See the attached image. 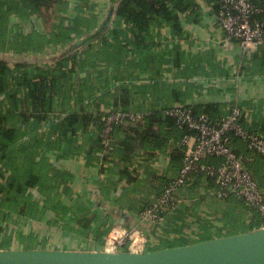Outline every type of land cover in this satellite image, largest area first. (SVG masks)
Listing matches in <instances>:
<instances>
[{"label":"crops","instance_id":"1","mask_svg":"<svg viewBox=\"0 0 264 264\" xmlns=\"http://www.w3.org/2000/svg\"><path fill=\"white\" fill-rule=\"evenodd\" d=\"M9 1L22 9L7 14L0 32V61L13 74L9 85L17 88L20 76L40 69L70 70L53 89L51 110L23 129L56 116L42 127L37 145L20 135L1 144L0 184L6 189L15 182L25 196L10 208L6 191L0 192V250L101 251L116 223L140 227L147 250L250 230L257 211L233 197L209 196L200 180L181 189L180 203L162 221L137 218L175 165L181 166L171 154L185 151L182 138L172 137L153 155L139 149L126 158L121 130L106 144L97 135L100 119L113 107H130L144 119L178 104L216 115L239 106L244 124L264 135V45L246 53L237 40H225L204 0L198 14L178 13V32L168 22L153 28L144 52L132 49L128 25L113 14L120 0H57L43 15L25 12L27 0ZM72 55L78 59L74 67ZM27 90L26 84L17 93L24 108ZM11 102L0 93V117ZM73 115L76 122L69 123ZM232 146L247 153L248 170L264 180V156L249 153L239 140Z\"/></svg>","mask_w":264,"mask_h":264},{"label":"built area","instance_id":"2","mask_svg":"<svg viewBox=\"0 0 264 264\" xmlns=\"http://www.w3.org/2000/svg\"><path fill=\"white\" fill-rule=\"evenodd\" d=\"M214 14L225 40H237L244 52L264 45L263 7L251 0H220ZM163 114L173 117L179 128L189 131L180 141L185 151L178 173L136 212V217L152 222L162 221L180 203L181 189L193 185L198 178L204 180L202 191L209 196L221 200L235 197L254 208L262 217L258 227H264V184L262 187L258 184L243 159L228 145L229 137L234 136L249 150L264 156V137L245 126L242 108L232 106L227 112L211 118L205 113L195 114L193 105L178 104L166 107ZM55 118V115L47 116L42 126L31 131L26 129L23 140L39 134L42 127ZM141 119V114L130 107H113L102 116L97 137L106 144L113 139L116 127H126ZM1 162L0 154V170L3 169ZM146 250L147 237L140 227L116 223L106 232L101 251L139 253Z\"/></svg>","mask_w":264,"mask_h":264},{"label":"trees","instance_id":"3","mask_svg":"<svg viewBox=\"0 0 264 264\" xmlns=\"http://www.w3.org/2000/svg\"><path fill=\"white\" fill-rule=\"evenodd\" d=\"M204 1L209 4L214 13L217 11L220 0ZM251 1L264 8V0ZM9 2V0H0V32H2L3 30L2 26L7 14L11 10H16L17 8H19L17 4H15L12 8ZM55 3H57V0H27L25 6H23V10L28 13L43 15V13H47L48 11H50ZM201 7L202 6L199 0H120L115 10H113V14L115 15L117 20H122L126 23V25H128V29L132 37V40L130 42L132 44V49H135L139 52H144L147 46L146 39L153 28L161 26L162 23L168 22L171 23L173 30L178 32L180 30L178 13L188 11L192 14H198L201 11ZM19 10L22 11L21 7L19 8ZM107 26L108 25H103L101 30H99L96 35L100 34L101 31L107 28ZM111 34L112 36H117L118 32L116 30H113ZM77 61L78 59L74 55L68 57L70 67H74L75 64L77 65ZM68 71L59 73L49 70L43 71L42 69H40L34 75L20 76L17 82V88H15L9 85V80L13 78L12 69L3 61H0V93L6 92L7 95H9L12 99L9 111L7 110L5 114L1 115L0 117V148L1 144L13 142L18 137V135H20V138L22 139L24 137V127L31 124H38L41 119H43V114L51 110L53 89L57 88L60 79L64 78ZM26 84L28 86V90L24 98L26 99L25 104H28V107L24 108V105L22 104L24 102L20 101L17 93L19 89ZM48 91L49 95L47 94ZM123 107L126 106L123 105ZM194 113H205L208 114L211 118H216L218 115H220L208 112L207 108L198 111L195 107ZM67 119H69V123L76 122V117L74 115L69 116V118ZM9 123H14V126H8ZM164 126H167L166 130L163 128ZM246 127L255 131L259 135H262L260 132L251 128L250 126ZM34 128L36 129L38 127L35 125ZM117 130H121L124 134V137L119 141V145L122 147L124 157L126 158L130 157L139 149L145 151L148 155H153L154 151L162 150L168 143L169 139H171L172 137L178 139L189 133L186 128H179L173 117L165 115L162 116L161 114L156 112L149 114L144 119L139 120L134 124L128 125L125 128L116 127L114 129L113 136L115 135ZM55 134V136H58L57 132H55ZM42 136L41 132L39 134H33L24 142L27 145L35 146L40 141V138ZM262 136L264 137V135ZM235 140L239 139L234 136H230L228 139V145L237 154V156L241 157L245 164H247L248 157L245 156L247 153L240 148L232 146ZM239 141L242 142L241 140ZM244 145L246 147L245 150L249 151V153L259 155L249 150L245 143ZM183 152L184 151L179 149L173 151V153L171 154L173 164L181 161ZM246 167L249 168L250 166L247 165ZM179 168L180 167H176L175 165V168H173V171L165 178L160 190L157 193L161 192L167 181L178 173ZM250 173L262 187L264 184V180H260L256 177V171L253 170L250 171ZM197 180H200L202 184L204 183V180L198 178H196L194 183H196ZM16 185L17 184L15 182H12L7 185L6 189H4V186L0 184V192L6 191V198L8 197L10 208L14 207L17 203L24 200L23 196L25 195H20L16 192ZM238 200L242 201L241 199ZM242 202L246 207L250 208L245 204L244 201ZM251 209L255 211L254 208ZM261 218L262 217L259 215V213L256 212L254 221L250 223V230L253 228H257L260 225Z\"/></svg>","mask_w":264,"mask_h":264},{"label":"water","instance_id":"4","mask_svg":"<svg viewBox=\"0 0 264 264\" xmlns=\"http://www.w3.org/2000/svg\"><path fill=\"white\" fill-rule=\"evenodd\" d=\"M0 264H264V227L139 253L0 250Z\"/></svg>","mask_w":264,"mask_h":264},{"label":"rangeland","instance_id":"5","mask_svg":"<svg viewBox=\"0 0 264 264\" xmlns=\"http://www.w3.org/2000/svg\"><path fill=\"white\" fill-rule=\"evenodd\" d=\"M6 104V103H5ZM3 109H4V111H7V108H6V105L5 106H3ZM1 112H2V109H1ZM5 113V112H4ZM100 121H101V119H100ZM101 123V122H100Z\"/></svg>","mask_w":264,"mask_h":264}]
</instances>
